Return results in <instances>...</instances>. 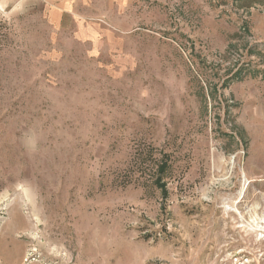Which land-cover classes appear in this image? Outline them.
<instances>
[{"label": "rangeland", "instance_id": "rangeland-1", "mask_svg": "<svg viewBox=\"0 0 264 264\" xmlns=\"http://www.w3.org/2000/svg\"><path fill=\"white\" fill-rule=\"evenodd\" d=\"M0 264H264V0H0Z\"/></svg>", "mask_w": 264, "mask_h": 264}]
</instances>
